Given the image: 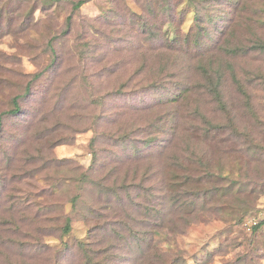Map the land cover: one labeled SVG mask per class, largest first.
Listing matches in <instances>:
<instances>
[{
	"label": "rangeland",
	"instance_id": "rangeland-1",
	"mask_svg": "<svg viewBox=\"0 0 264 264\" xmlns=\"http://www.w3.org/2000/svg\"><path fill=\"white\" fill-rule=\"evenodd\" d=\"M76 1L59 0L45 12L38 9L29 30L13 25L0 37V113L13 108L14 96H23L19 99L21 113L4 116L5 141L10 146L18 143L26 121L34 124V118L43 116L51 123L62 110L63 119L82 130H76L74 138L69 133L63 136L64 127L40 136L48 165L66 179L54 190L49 189L45 173L21 181L24 191L38 196L45 213L42 221L23 231L38 236L41 245L31 253L14 249L13 255L27 256L26 264H35L33 256L52 260L63 244L73 248L78 241L90 239L91 227H100V216L107 213L100 208L114 207L113 242L100 246L117 245L123 252L120 256L131 254L141 238L156 232L157 245L181 253L183 264H238L254 237L253 226L264 220V53L255 50L258 39L264 38V21L259 25L255 21L259 19L252 17L253 11H264V0H91L73 13L68 30L66 19ZM21 4L24 12L32 0ZM229 9L235 21L226 19ZM211 13L213 22L207 21ZM196 14L201 19L199 26ZM210 36L215 40L208 43ZM234 49L239 53L232 54ZM58 65L57 80L49 85ZM51 66L39 80L31 81L36 72ZM219 77L223 102L234 107L230 116L209 93L210 80ZM29 82L32 91L25 95ZM164 114L166 121L160 124L157 118ZM205 115L213 121L212 128L220 129L205 134L209 126ZM136 126L148 127L150 133L160 131V136L171 140V151L161 159L150 153L137 162L115 161L117 150L129 156V146L134 143L118 148L110 135L131 134ZM39 127L31 131L37 133ZM97 135L96 148L109 165L94 171L91 143ZM137 163L144 170H161L160 175L179 193L180 203L195 205L183 209L187 212L178 211L165 196L168 216L148 224L155 207L145 196L138 200L141 193L134 191L141 172L135 181L124 180L125 175L135 173ZM90 167L94 179L118 167L106 186L113 182L121 188L123 202L103 193L96 180L86 189L85 200L73 208L69 199L76 184L69 180ZM206 172L213 177L198 183ZM115 178L119 180L115 182ZM15 182L20 181L15 178ZM200 186L206 191L218 186L228 193L206 197L203 192L195 197ZM126 187L129 191H124ZM91 199L96 207L85 204ZM69 216L72 230L60 239ZM135 234L140 239L135 240ZM263 238L264 227L256 236L259 242ZM66 258L75 263L74 249Z\"/></svg>",
	"mask_w": 264,
	"mask_h": 264
},
{
	"label": "trees",
	"instance_id": "trees-1",
	"mask_svg": "<svg viewBox=\"0 0 264 264\" xmlns=\"http://www.w3.org/2000/svg\"><path fill=\"white\" fill-rule=\"evenodd\" d=\"M16 1L18 2L16 4ZM20 1L26 2V0H0V37L4 36L5 34L11 31V27L13 25H19L18 27L24 30H29L32 25V20L35 16V13L38 9L43 10V12L49 10L55 3L59 0H32V4L29 5L24 12L20 11ZM91 0H78L74 2L73 9L71 14L67 17V25L68 30L72 24L73 20V13L76 11H80L82 5ZM235 1V0H234ZM237 1V0H236ZM15 3V4H14ZM232 9H229L226 16L227 20H230L232 17L235 21V14ZM258 18L256 20L254 18ZM256 23L261 25L264 21V11L262 12H254L252 16ZM213 18L215 15L212 13L207 18V21L210 19L213 22ZM251 19V18H249ZM196 25L199 26L201 23V19H199V14H196ZM223 30V29H222ZM68 32V31H67ZM66 32V33H67ZM219 33L223 34L220 30ZM54 38H57L54 36ZM50 41L51 45L52 42ZM215 38L210 36L208 38V43L213 42ZM259 45H253V47L258 45L259 52L264 53V38L260 37ZM239 51V50H238ZM237 49L231 50L232 54H238L239 52ZM52 52L57 59V55L55 53L54 48L52 47ZM61 65H58L56 70L54 71L53 75L49 77V85L53 83V81L57 80V76L59 74ZM51 68H46L40 72H36L34 74L33 81L39 80L44 73H46ZM203 69L206 71L207 68ZM238 79V78H237ZM30 81V82H31ZM240 82V80L238 79ZM237 81V82H238ZM30 82L27 84L25 88V95H29L32 91ZM221 77L210 80V87L209 93L214 95L220 102H222V107L226 109L228 112V116L234 111V107L232 104L228 102H223V89L221 87ZM22 95V94H21ZM16 95L13 97V108L8 110H3L0 113V264H26L27 260L25 259L27 256L21 255H13V250L18 249L21 253L28 251L33 252L39 247L41 244L37 241L38 236H33V233L23 232L26 229V226L30 229L33 225L37 224L38 222L42 221V217L45 212L40 210L41 202L38 199V196H32L30 190L27 191L23 189V186L20 185L21 181L28 177H33L35 175H42L43 173L46 174L45 179H48V185L50 186L49 189L54 190L57 187L61 186V181L66 179L63 178L62 175L56 174V170L53 166L48 165L50 162L47 158L46 152L40 146L39 138L42 134H46L50 136L53 134L52 132H56L57 130H61L64 127V134L63 136H67L68 133L71 135L72 138L75 136V131L78 132L82 131L81 128H75L74 124L69 122L70 120L63 119L64 110H62L56 117L55 120L51 123H47L43 116L34 118V124L32 121H26L23 127V137L19 140L18 143L10 146L5 141L6 131L4 129V116H11V115H18L22 111L21 103L19 99L23 96ZM249 95V94H246ZM250 96V95H249ZM175 103L176 100H172ZM248 101V99H247ZM102 101L99 102V104ZM237 107V106H236ZM199 110V108H198ZM197 111L194 112V114ZM193 114V119H194ZM183 115V113H182ZM166 114L161 115L157 118V121L162 124L166 121ZM208 117L204 116V122L208 123V127L205 128V134H209L213 132V129L219 130L218 128H212L213 121L211 119H207ZM236 119V120H235ZM236 122L238 121V117H235ZM40 126L37 133L31 131L34 126ZM63 125V126H61ZM152 124H146V126H151ZM196 124H192L191 127L195 130L198 129ZM141 128V129H140ZM136 126L132 133L124 134L123 136H118L112 134L110 135L111 140H115L116 147H124V145L128 142H132L134 144L129 146L130 155L125 156L117 150V154H115V161L118 163H126V162H137L139 160H145L147 158V154H154L155 156L161 159L165 155V153L171 151L172 144L171 140L165 138V136H160V131H154L152 133L149 132V128H142ZM192 128L191 131H192ZM116 132V130L114 131ZM62 133V132H61ZM113 133V132H112ZM195 133V132H193ZM100 136H96L92 139V153H93V164L92 168L94 171L104 168L107 165V161H105V156L102 152V155L98 152L97 143ZM138 144V145H137ZM148 149V151L146 150ZM252 148H249V150ZM132 150V151H131ZM115 151V146H114ZM37 160V161H35ZM39 161V164H38ZM38 164V165H37ZM251 165V164H250ZM253 165H251L252 168ZM89 168L87 171H83L79 174V176L74 180L71 179L69 181H73V184H76V192L74 196H71L69 199L72 202V206L75 209L80 202L85 200L86 189L91 187V185L95 184V181L100 184V189L103 193L109 196H115V200H120L121 202L124 201L123 197H121V188L117 185H114L112 182L111 187H107L106 185L111 182L112 176L115 171H117L116 167L113 170H109L108 173L106 172L103 176H98L94 179L93 172L91 171L92 168ZM51 169L54 170V173H51ZM135 173L131 176L125 175L124 180L128 178H134L135 181L137 178V174L141 172L142 178L136 186H134L136 193H141L138 196V200H141L142 196H145L148 200L146 202H150L152 206L155 207V214L150 215L148 220L146 221L148 224L153 222L156 219L163 220L167 215L166 213V203H164L163 198L168 197L173 200V203L178 206V211H185L183 209L187 207H191V204L195 205L194 202L187 201L186 203H180V195L176 193L173 188H171L172 184L170 180H166L162 175H160L161 170L154 171L152 170H144L140 168V165H136L135 169H133ZM251 170V169H250ZM255 170V169H253ZM209 171V170H208ZM155 176V180H151V177ZM209 177H213L211 172H206L205 176L200 177L198 179V183L202 184V182L206 183ZM216 177V176H215ZM15 178L19 183L15 182ZM119 179L115 178V182ZM205 180V181H204ZM183 182V181H182ZM187 183V181H186ZM216 183L215 181L213 184ZM239 183V181H238ZM134 185V184H132ZM130 187L124 188V191H129ZM229 188H227L228 190ZM50 190V191H51ZM110 191L112 193L106 192ZM155 191V192H154ZM206 197L211 195H218L220 192L223 195H227L228 192H223L221 188L218 186L209 189L208 191L202 189L200 186L199 192L195 194V197H201L202 193ZM171 195V197H170ZM110 199V197H107ZM143 199V198H142ZM168 201V199H166ZM86 205H91L96 207V201L91 199L85 202ZM163 204V205H162ZM101 210H106L107 213L100 216L102 220L100 222V227H91L90 235L91 238L87 241H78L77 245L73 248L70 247L69 244H63V246L57 250L52 258L49 260L48 257H35L33 256L32 259L35 264H70L67 262L66 254L70 249H74L76 255V261L72 264H183V257L181 253H170L168 251H164L159 245H157L155 241V236L157 235L156 232H151L149 236H144L143 238H138L139 236L135 234V240L140 239V243L138 247L133 248L131 254L127 256H120L123 254L122 249L119 250L117 245L110 244L109 247H101L104 246L106 243L113 242L112 233V222H114L113 217L115 215V208L108 209L107 207H101ZM45 210H48V206L45 207ZM151 210V209H150ZM187 212V211H185ZM29 213V214H28ZM41 217V218H40ZM71 217L67 218V224L62 229V234L60 239H63L66 235H68L72 230L71 224ZM125 225V224H124ZM159 225V224H157ZM161 226V225H159ZM126 227V225H125ZM264 227V220H261L253 226V238L248 242L245 246V252L242 256L238 259V264H263L262 260H264V238L261 242L256 239V236L259 235L260 230ZM109 229V230H108ZM114 231V230H113ZM149 230L148 232H150ZM147 232V234H148ZM45 232L43 233V235ZM111 235V236H110ZM123 238V237H122ZM101 245V246H100ZM12 250V251H11ZM116 250L114 254H110L111 251ZM79 254L82 255V258L79 259ZM24 256V257H23ZM52 257V255L50 256ZM169 258V262L165 261V258ZM31 258V257H29ZM44 259L45 262H41L40 260ZM83 259V262L80 260ZM72 260V259H71Z\"/></svg>",
	"mask_w": 264,
	"mask_h": 264
}]
</instances>
